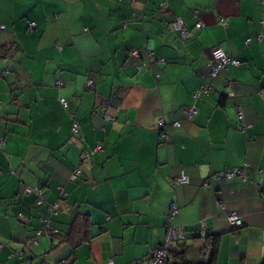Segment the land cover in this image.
Wrapping results in <instances>:
<instances>
[{"label":"crops","instance_id":"1","mask_svg":"<svg viewBox=\"0 0 264 264\" xmlns=\"http://www.w3.org/2000/svg\"><path fill=\"white\" fill-rule=\"evenodd\" d=\"M263 19L264 0H0V264L138 262L171 204L184 245L204 226L216 264H262ZM216 47L239 65L211 80ZM52 215L61 234L84 221L85 241L36 235Z\"/></svg>","mask_w":264,"mask_h":264},{"label":"built area","instance_id":"2","mask_svg":"<svg viewBox=\"0 0 264 264\" xmlns=\"http://www.w3.org/2000/svg\"><path fill=\"white\" fill-rule=\"evenodd\" d=\"M262 25L264 28V19L262 21ZM174 26L178 30H181L182 32L185 33V29L183 28V24H182V21L180 19H178V18L175 19ZM200 26H201L200 23L196 24V28H199ZM29 27L34 28L35 24L29 23ZM1 29H3V27H1ZM257 38H258V40H260L263 38V36L259 35ZM133 54H135V53H133ZM228 65L238 66L239 61L228 57L221 50V48H219V47L213 48L211 50V62L209 64L208 72H207L208 78L211 80L215 79L218 76V74H220V72L223 71V69L226 68ZM204 90H206V87L202 88V91H200L199 95ZM195 97L197 98L198 95ZM61 104L63 106H65V103L63 101H61ZM193 114H194L193 109L185 112V115L188 118L193 117ZM238 118H239V120L242 119L241 114H238ZM108 119H111V118L108 116ZM175 125L178 126L179 124L175 123ZM163 126H164L163 121L158 120L157 129L161 130V129H163ZM71 130L74 134L77 133L78 125L75 122H73ZM89 158H90V154L85 153L83 156L84 161H89ZM246 168L247 167L245 166L244 168H240V169L220 172V173L215 175V180L231 179L235 176L241 177L244 180V179H246V175H245V172L243 170ZM79 173H80V171L78 169H76L73 172V175L71 176V180H74ZM176 182L178 184H184V185L188 184L189 183V177L182 171V172H180L179 177L176 179ZM25 191L28 193L33 191L37 195L41 196V192L36 187L33 189L26 188ZM39 204H40V202H39ZM177 212H178L177 206L175 204H171L169 207L168 215H167L166 226H165V237H164L162 244L157 249L153 250V252L151 254H149V256H147L146 258L141 259L138 262H134L131 264H167V262H169L171 260V257L169 255V250L171 249L172 245L174 244V242L182 240L185 237V232H184L182 227H176V226H172L170 224V220L172 219V217L175 214H177ZM227 219L231 225H234V226L241 225V219L235 213L228 214ZM47 231L48 232L50 231L48 227H47ZM52 232H53V234L57 233L56 231H52ZM200 233L203 236L206 235L207 231H206L204 226H201ZM37 234L39 235L40 232H38ZM27 243L29 244V242H27ZM0 247H1V245H0ZM64 263H65L64 261H61L57 264H64ZM107 264H113V263L110 261Z\"/></svg>","mask_w":264,"mask_h":264},{"label":"trees","instance_id":"3","mask_svg":"<svg viewBox=\"0 0 264 264\" xmlns=\"http://www.w3.org/2000/svg\"><path fill=\"white\" fill-rule=\"evenodd\" d=\"M4 52H7V51L5 50ZM58 85L62 86L63 83L58 82L57 86ZM91 85H92V82L88 81L87 86H91ZM224 98H225L224 95L221 96V99H220L221 104L224 103V100H225ZM72 118H73V116H71V119ZM106 119H108V116L106 117ZM220 180H222V179H220ZM36 188L41 192V196L37 195L34 192L37 196L36 204L42 205L44 203L43 191L39 187H36ZM30 189H33V188H30ZM39 202H40V204H39ZM60 209H61L60 206L55 207L54 216L57 215V213L60 211ZM52 218H53V215L51 217L46 216V218L40 217L39 221H40L41 227H40V229L35 231V234L38 235L37 233L40 232V234H39V236H40L44 232V234H47L50 237L54 236V238H59V242L57 243V245L63 241L64 242L68 241L67 243L71 242V243H69L71 246V250H75L76 246L79 245V243H81L82 241H85L86 238L83 234H82L83 237L79 238L80 229H84L86 227V223L84 221H78V217L74 216L72 218L73 221L71 220V223H69V227H70L69 233L70 234H67V233L61 234L58 230H52V228H51ZM241 225H242V223H241ZM241 225H239V226L231 225V227H232L231 231L235 232V230L238 229L239 227H241ZM47 227L51 231L48 232ZM52 231H56L57 233L52 234ZM70 237L72 239H70ZM219 237H220L219 234H211L209 232H207L206 235L203 236V235H201L200 230H199L197 232V234L195 233V235L193 236V244H191L190 246L183 244V240H185V237L182 240L174 242L171 249L169 250V255L171 257V260L169 262H167V264H216L217 250H218V245H219ZM29 240L30 239L24 240L25 245L28 244L27 242H29ZM70 255H73V253ZM62 261L65 262V260H62ZM57 263H59V262H57ZM57 263H54V264H57ZM262 264H264V262Z\"/></svg>","mask_w":264,"mask_h":264}]
</instances>
